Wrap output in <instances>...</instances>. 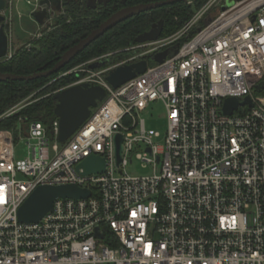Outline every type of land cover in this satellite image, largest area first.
I'll list each match as a JSON object with an SVG mask.
<instances>
[{
    "label": "built area",
    "instance_id": "1",
    "mask_svg": "<svg viewBox=\"0 0 264 264\" xmlns=\"http://www.w3.org/2000/svg\"><path fill=\"white\" fill-rule=\"evenodd\" d=\"M4 1L10 60L15 10L21 18L18 6L25 4L34 19L44 6L43 0ZM40 37L42 30L31 40ZM182 39L163 63L120 88L106 81L118 67ZM146 47L144 55L104 72L91 66L120 52L60 74L88 75L53 95L81 83L106 90L68 141H58V118L50 128L33 122L18 137L27 141L29 156L18 159L14 132L0 130V264H264V90L256 89L264 82V0H210L175 35L125 51ZM247 97L251 105L225 113L227 99ZM155 103L166 110L164 135L143 118ZM116 135L123 136L120 165ZM91 156L105 160L103 174L77 170ZM134 159L151 172L129 174ZM62 185L91 196L56 199L40 222L19 221L37 188Z\"/></svg>",
    "mask_w": 264,
    "mask_h": 264
},
{
    "label": "trees",
    "instance_id": "2",
    "mask_svg": "<svg viewBox=\"0 0 264 264\" xmlns=\"http://www.w3.org/2000/svg\"><path fill=\"white\" fill-rule=\"evenodd\" d=\"M209 1L188 0L130 18L97 39L61 72L49 78L34 81L0 82V116L16 107L20 108L15 115L0 122V130H12L18 141L19 135H25L33 122L42 121L46 127L50 128L57 119L55 115L57 101L51 94L60 88L72 85L84 76V74L69 75L46 87L61 73L115 52L120 53L109 59L99 60V67L127 60L132 53L122 51L136 46V39L151 30L159 21H164L160 38L174 35L181 31ZM218 13L219 11L212 15V18L216 17ZM110 16L108 10H93L88 7L86 2L77 6L65 5L57 15L54 24L42 29V37L36 39L30 49L23 46L10 60L0 61V73L28 76L40 71L43 67L45 70L51 69L68 49L98 29ZM196 33L197 30L194 29L191 37ZM185 41L186 39H182L175 46L169 47L168 54L171 55ZM145 59L148 60L149 66L157 65L153 55ZM42 88L44 89L37 93ZM259 93L264 95V92Z\"/></svg>",
    "mask_w": 264,
    "mask_h": 264
},
{
    "label": "water",
    "instance_id": "3",
    "mask_svg": "<svg viewBox=\"0 0 264 264\" xmlns=\"http://www.w3.org/2000/svg\"><path fill=\"white\" fill-rule=\"evenodd\" d=\"M188 0H166L153 4H142L135 7L122 9L110 16L98 29L94 30L89 36L81 40L78 44L68 49L59 61L48 70L45 67L40 71L28 76L0 73V82L34 81L41 78H49L61 72L68 66L81 52L90 46L97 39L105 35L108 31L115 28L124 21L160 7L174 5ZM61 0H43L44 9L33 14L34 19L42 26L51 18V10L54 5ZM96 2L102 0H89V6L95 9ZM5 9V1L0 0V59H4L9 52V37L6 32L5 17L2 12ZM164 21L161 20L154 25L151 30L143 33L136 39L137 44H145L157 41L163 31ZM168 56V51L157 53L153 56L157 64H161ZM148 60L144 59L137 63L125 64L111 71L106 81L114 88L118 89L138 75L144 74L148 69ZM99 67V63L93 64L91 69ZM257 90H264V82L256 87ZM106 96V90L98 85L81 83L71 86L60 93L54 95L57 101L55 115L60 121V133L58 141L64 143L68 141L74 133L87 121L91 112L102 102ZM250 104L251 98L247 97L245 102H239L236 98L227 99L224 111L231 115L239 106ZM117 164L122 163L123 136H115ZM83 169L84 175L103 174L105 172V160L99 156H91L85 159L77 170ZM91 196V191L82 189L77 185L62 186H40L37 188L19 210L18 217L21 223L31 224L40 222L46 214L53 209L56 199H87Z\"/></svg>",
    "mask_w": 264,
    "mask_h": 264
},
{
    "label": "rangeland",
    "instance_id": "4",
    "mask_svg": "<svg viewBox=\"0 0 264 264\" xmlns=\"http://www.w3.org/2000/svg\"><path fill=\"white\" fill-rule=\"evenodd\" d=\"M226 4H227V6H230L231 5L230 2H227ZM22 5H23V7H19L18 6V11H20L21 14H22L21 18L18 17V15L16 14V10H15V13H14L15 15H14V22H13V27H12V33H13V38H14V40H13L14 42H13V45H12V49H14V50H11L14 54L16 53V51L18 49L22 48L23 46L26 49H30L31 46L28 47L27 45H32L34 43V41L36 39H38V38H36L34 40H31V38L33 37V35H35V34H37L39 32L38 31V26L36 25V22H34L33 19H32V17L29 16V13L31 11V8L28 7V6H26L25 4H22ZM219 6H221V5L218 4L216 7H214L211 10L209 16L212 17V15L217 14V11L218 10L216 8L219 7ZM7 14H8V17H10V13L8 12ZM58 14H59V12L56 11L54 13V18H56ZM203 26H204V23L203 22H201V23H199L197 25V27H203ZM171 36H173V35L166 36V37H162L161 39H166V38H169ZM18 41L21 44L22 43H25V44H23L20 47L21 44L18 43ZM150 49H151V47H146V48H142V50H138L136 52L125 51V50L122 51V52H130V53H132L131 57L132 56H137V55H138L137 57H139L142 54L144 55L145 52L149 51ZM105 56H107V55H105ZM148 56H150V55L141 56L140 59H145ZM129 59H127V60H129ZM95 60H98V59H95ZM95 60H93V61H95ZM0 61H7V60H5V58H4V59H0ZM124 61H126V60L120 61L118 63H121V62H124ZM118 63H116V64H118ZM112 65H114V64H108V65H106V66H104L102 68L100 66L99 68H96L97 69L96 71L104 72V71L108 70L109 68H111ZM81 74H84V76L81 77L79 80L84 79L88 75L87 73H81ZM81 74H79V76ZM58 78L55 79L52 82L54 83V82L60 80ZM50 85L51 84H48L46 87H48ZM46 87H44V88H46ZM65 87H67V86H65ZM65 87H63V88H65ZM44 88H42L41 90H39L37 93H39L40 91H42ZM63 88H60L58 90H61ZM58 90L54 91L51 94V96L55 92H57ZM143 118L146 120L148 129H154V130L160 131L163 135L166 133V130H167V114H166V110H165L164 106L161 103H155V104L151 105L150 109L143 114ZM16 154H17L16 155L17 156L16 158H18V159H22V158H25V157H28L29 156V148L27 146V141H20V140H18L16 142ZM126 171L129 174L136 175V176H144V175H147V174H149L151 172L150 169L144 168L143 165H142V162H140L138 159H134L132 163H129L128 166L126 167Z\"/></svg>",
    "mask_w": 264,
    "mask_h": 264
},
{
    "label": "flooded vegetation",
    "instance_id": "5",
    "mask_svg": "<svg viewBox=\"0 0 264 264\" xmlns=\"http://www.w3.org/2000/svg\"><path fill=\"white\" fill-rule=\"evenodd\" d=\"M163 1H166V0H163ZM83 2H86L88 7H90L89 6V0H61L60 3L54 5V7L52 8L53 9L52 12H53V14L56 11L60 12L64 8L65 5L77 6ZM157 2H161V1H157ZM157 2H149L147 0H102V2H96L95 9H93V10H105L106 9L110 12V14L112 16L113 14H115L116 12H118L122 9L139 6L142 4H153V3H157Z\"/></svg>",
    "mask_w": 264,
    "mask_h": 264
},
{
    "label": "crops",
    "instance_id": "6",
    "mask_svg": "<svg viewBox=\"0 0 264 264\" xmlns=\"http://www.w3.org/2000/svg\"><path fill=\"white\" fill-rule=\"evenodd\" d=\"M19 7H23V5L21 4ZM53 9L51 10V17L53 16ZM33 19V18H32ZM33 21L34 22H36V25L38 26V31L40 32L42 29H43V27L48 23V21L49 20H47L46 22H45V25L44 26H42V25H40L35 19H33ZM14 40V38H13V36H12V41H11V45H13V41ZM18 43H20L19 41H18ZM21 44V43H20ZM23 44H25V43H22L21 45H20V47L23 45ZM19 48V47H18ZM17 48V49H18Z\"/></svg>",
    "mask_w": 264,
    "mask_h": 264
}]
</instances>
